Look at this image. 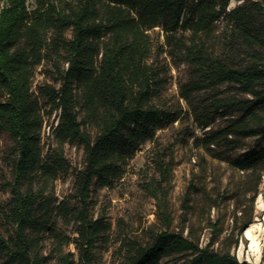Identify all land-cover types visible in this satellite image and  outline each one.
<instances>
[{
  "label": "trees",
  "instance_id": "1",
  "mask_svg": "<svg viewBox=\"0 0 264 264\" xmlns=\"http://www.w3.org/2000/svg\"><path fill=\"white\" fill-rule=\"evenodd\" d=\"M3 1L0 134L8 132L14 139L16 159L12 203L6 211L14 232L9 237L0 233L2 264H44L51 258L57 264H99L95 247L98 241H108L110 225L104 217L90 215L93 186L120 179L142 144L182 114L153 102L161 82L147 61L152 49L148 30L153 27L162 26L167 43L193 67L183 97L204 89L218 91L225 83L244 95L218 97L216 92L209 107L196 111L204 126L217 112L230 115L224 127L209 133L208 145L223 140L236 148L254 137L255 145L231 162L240 169L264 168L263 1H244L232 8L230 0H33L32 6L29 0ZM221 18L249 50L248 63L233 65L208 52L207 41ZM68 29L71 38L66 36ZM181 31L190 35L178 36ZM45 57L52 59L58 77L56 83L40 86L37 96L35 70ZM40 97L49 113L59 111L57 144L46 150ZM67 143L83 145L85 163L76 173L71 200L56 204L47 190L70 171ZM57 215L74 222V237L56 228ZM46 232L54 236V251L44 255L41 242ZM65 243L75 244L78 258L65 251ZM175 254L191 255L186 264H242L231 249L201 246L173 230L160 231L147 244L124 241L122 264H162Z\"/></svg>",
  "mask_w": 264,
  "mask_h": 264
},
{
  "label": "rangeland",
  "instance_id": "2",
  "mask_svg": "<svg viewBox=\"0 0 264 264\" xmlns=\"http://www.w3.org/2000/svg\"><path fill=\"white\" fill-rule=\"evenodd\" d=\"M32 1L29 0L31 6ZM244 1L254 0H230L229 7ZM3 3L0 0V6ZM148 33L152 49L147 61L161 78L153 102L172 111H181L182 114L176 121L158 129L154 140L142 144L129 160L120 179L109 186H93L90 215L93 218L102 216L110 225L108 241H98L95 247L97 261L99 264H122L124 241L135 239L147 244L160 231L173 230L183 232L201 246L210 244L221 251L231 249L242 264H257L264 260V168L240 169L231 162V159L254 146L256 140L254 137L246 138L242 146L236 148H231L223 140L208 145L209 133L224 127L230 115L217 112L207 126L202 125L196 115L199 107H209L216 92H219L218 97L244 95L225 83L219 86L218 91L204 89L194 92L189 99L183 97V85L190 80L193 67L183 60L176 48L167 43L162 26L153 27ZM183 33L184 38L190 35L189 31H181L178 36ZM66 36L72 37V29L67 30ZM207 46L210 54L233 65H244L249 61V50L233 36L231 24L225 18L216 23ZM57 77L52 59L45 57L36 66L33 81L35 95L39 96L40 86L56 83ZM40 101L45 119L42 143L46 150L57 144L54 129L59 111L49 113L44 98L40 97ZM90 131L94 135L95 128L91 127ZM65 153L71 162L70 171L52 182L47 190L56 199V204L71 200L76 173L85 163L83 145L67 143ZM15 159V141L8 132H2L0 233L6 237L14 232L6 211L12 203ZM162 162L167 167L166 173L162 171ZM71 203L76 204L73 199ZM248 219L251 222L244 226ZM53 221L66 236L76 235L74 222L68 223L58 215ZM248 229L252 237L246 234ZM53 240L52 233L44 234L42 254L54 251ZM64 249L78 258L74 243H65ZM190 257L175 254L164 258L162 264H186ZM2 262L3 259L0 264ZM44 264H57L56 258Z\"/></svg>",
  "mask_w": 264,
  "mask_h": 264
},
{
  "label": "bare ground",
  "instance_id": "3",
  "mask_svg": "<svg viewBox=\"0 0 264 264\" xmlns=\"http://www.w3.org/2000/svg\"><path fill=\"white\" fill-rule=\"evenodd\" d=\"M246 234H247L249 237H252V234H251V230H250V229L247 230Z\"/></svg>",
  "mask_w": 264,
  "mask_h": 264
}]
</instances>
